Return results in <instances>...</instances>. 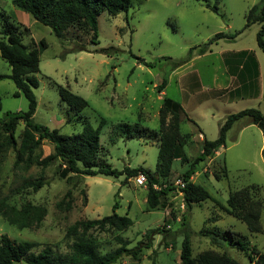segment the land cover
Wrapping results in <instances>:
<instances>
[{"label":"rangeland","instance_id":"1","mask_svg":"<svg viewBox=\"0 0 264 264\" xmlns=\"http://www.w3.org/2000/svg\"><path fill=\"white\" fill-rule=\"evenodd\" d=\"M13 1L0 0V29L8 20L18 26L27 48L37 47L40 40L47 45L40 51L39 71L34 75L38 87L32 89L36 99L32 123L56 129L62 135L80 133L83 122L99 127V166L117 171L142 167L154 172L159 141L158 111L164 98L179 104L183 111L179 132L188 134L189 140L179 147V156L188 162L200 154L204 139L217 138L226 116L244 109L262 110L261 97L257 99L256 95L222 103L220 98L210 99L207 92L226 88L231 77L237 78L244 63L241 52H247L256 62L258 77L253 89L259 92L261 86L264 90V53L255 39L260 25L255 23L243 29L249 9L261 0H132L126 12L112 17L103 11L97 17L96 45L90 43L91 34L79 24L70 27L60 39L56 38L49 27L33 20L15 7ZM213 6L217 12L210 10ZM217 33L235 37L219 40L206 54H194L187 60L191 48L206 43ZM107 48L116 52L109 55L99 52ZM136 58L152 66L146 67ZM181 60L187 61L174 69ZM9 73V66L0 58V75ZM163 80L161 95L157 86ZM197 80L200 88L193 85ZM57 85L87 102L80 117L60 101ZM16 92L11 80H0V119L7 113L27 110V100L20 92L16 96ZM169 119L167 115L166 121ZM101 120L104 124L100 126ZM120 124L145 128L147 133L130 139L120 131ZM23 128L24 124L19 122L13 131L17 149ZM5 140L6 134L0 129V236L6 235L15 243L38 244L31 251L33 254L45 246L59 253L67 252L71 243L65 237L67 229L80 221L110 215L115 204L116 214L128 217L132 225L122 232L105 228L90 230L88 234L96 239L100 254L117 249L118 237L127 248L141 242V251L137 258L122 256L114 264H180V247L187 232H190L192 257L214 251L226 253L239 264H253L236 246L211 244L208 238L198 235L204 229L219 234L239 233L249 240L248 254L252 248L264 252L263 138L261 131L245 117L228 130L223 147L198 163L190 181L204 188L211 200L193 204L188 211L182 193L174 185L176 180H181L184 170L180 158L174 160L168 178L160 185L155 184L158 189L169 190L157 208L149 210L147 181L140 184L138 176L127 180L124 176H78L67 183L57 175L59 161L43 170L35 165L28 169L22 164L15 166L16 150L6 146ZM52 152V145L43 140L35 155L42 159ZM225 168L227 177L223 178ZM40 176L44 185L37 192L23 188L25 182H34ZM242 188L248 189L252 199L261 204L258 233H249L242 222L220 209V205H226L229 193ZM67 190L71 192L69 210L64 200ZM8 208L29 210L28 216L19 220L27 224L25 228L20 230L8 224L1 213ZM145 244L149 247H144Z\"/></svg>","mask_w":264,"mask_h":264},{"label":"trees","instance_id":"2","mask_svg":"<svg viewBox=\"0 0 264 264\" xmlns=\"http://www.w3.org/2000/svg\"><path fill=\"white\" fill-rule=\"evenodd\" d=\"M132 0H14L13 5L22 12L29 14L36 22L49 27L56 38L60 39L64 32L75 24H79L86 32L91 34V44H98L97 41V17L106 11L109 16H116L120 12H126ZM210 10L217 12L215 6ZM258 23L260 28L256 33V45L259 50L264 53V0L259 5L249 9L245 16V25L243 29L252 24ZM235 35H227L224 33L215 34L206 43L193 47L188 52L187 60L192 55L202 56L210 51V46L219 40H231ZM47 47L44 40L38 42L37 47L29 49L22 42V34L16 24L6 20L0 29V58L9 66L10 73L8 75H0V80L9 79L13 82L18 92H20L27 100V110L25 112L7 113L0 119V129L5 132L6 146L16 150L15 166L22 164L25 169L35 165L42 170L59 161L56 172L59 179H64L70 183L74 177L97 175L105 177L124 176L125 180L144 175L147 181L146 190V206L149 210H154L160 203V199L166 195L168 188L156 190L153 185L164 182L172 169L173 162L176 158H180V162L184 165L181 174V180L185 183L184 188L180 190L186 210H190L193 204H197L206 200H211L209 193L199 185H195L190 181L191 176L195 173L199 162L211 156L217 149L225 144L226 133L232 125L241 118H247L249 124L257 127L262 133L261 156L264 161V90L261 95L262 110L244 109L237 113L228 115L220 124L218 136L213 141L204 139L200 154L194 161L188 162L184 156H179V147L189 140V135H182L179 132L180 121L184 118L183 111L179 104L170 99L164 98L159 108V141L158 153L155 170L153 173L142 167L129 168L125 167L121 171L111 169L106 166L97 165L100 145L99 135L100 128H93L90 124L83 122L80 133L72 135H62L56 129L32 123L31 118L35 113L36 99L32 89L38 87V81L34 75L39 71V55L42 49ZM82 51L83 48H77ZM99 52L109 55V52H116L112 48L101 49ZM242 62L240 73L237 76L238 87L228 93L229 98H245L250 95H256L258 92L248 91L255 86L254 81L258 77V69L254 59L247 54L241 52ZM138 62L146 67L152 65L146 63L140 58H136ZM187 60H181L174 65V69L184 65ZM264 82V69L262 73ZM163 80L157 86V91L161 92L164 87ZM60 101L67 105L78 116L87 107V102L81 97L74 95L67 88L56 86ZM1 111V101H0ZM167 115L170 119L166 121ZM80 117V116H79ZM24 124L23 132L20 137L18 149L13 138V131L17 124ZM66 122H70L67 119ZM104 121H100V126ZM137 127V126H135ZM133 128L128 124H120L118 128L127 138H134L137 135L147 133L145 128ZM45 140L53 147V152L40 159L36 157L35 152ZM185 141V142H184ZM72 174V176H69ZM218 176L215 179L218 180ZM226 168L223 170V178H226ZM44 185L43 177L40 176L34 182H25L23 188L32 189L37 192ZM75 185V184H73ZM65 208L69 210L71 207V192L67 190L64 196ZM83 202L86 203L85 197ZM117 204L112 208V213L96 220L80 221L70 226L65 237L71 241L68 251L59 253L50 246H45L37 254L31 251L38 246L33 242L15 243L6 235L0 236V264H17L23 261L25 264H114L122 256H130L137 258L141 251V242L134 248H127L126 243L118 237L116 240L120 246L104 254L98 251L96 239L89 235L90 230L103 231L105 228H111L117 232L127 230L132 221L126 216H119L115 210ZM220 209L227 215L242 222L249 233H258L260 229L261 204L252 199V194L246 188L231 192L228 194L226 205H220ZM32 210H34L32 208ZM41 211V210H34ZM2 216L12 226L23 229L27 224L19 222L21 218L28 216V209L16 211L8 208L7 211H1ZM185 220V217L183 218ZM18 221V222H17ZM184 225H186L184 223ZM154 231L150 232L153 233ZM157 233V232H156ZM190 232L184 234L180 252V264H239L226 253H217L214 251H205L196 257L191 256V247L189 241ZM198 235L209 239L211 244L219 243L225 245H234L238 250L248 255L253 264H264V252L258 253L254 248L249 254L255 256L253 259L249 254V240L236 232H228L227 234H219L212 230H200ZM146 248L149 247L145 244Z\"/></svg>","mask_w":264,"mask_h":264},{"label":"crops","instance_id":"3","mask_svg":"<svg viewBox=\"0 0 264 264\" xmlns=\"http://www.w3.org/2000/svg\"><path fill=\"white\" fill-rule=\"evenodd\" d=\"M229 86L228 87H226V88H219V89H217V90H215V89H212V90H208L207 92H208V94L209 95H211V97H210V99H214V98H220V99H222V103H229V102H232V100L233 99H231V98H229V96H228V93L230 92V91H232L233 89H235V88H237L238 87V82H237V79H235V78H233V77H231L230 78V82H229ZM164 85H165V83H164ZM193 85L194 86H198L199 88H200V86H199V81L197 80L196 82H193ZM164 88V87H163ZM254 89H253V87H252V89L250 90V91H248V92H250L251 94H252V91H253ZM223 92H224V94H223ZM161 95H163V89H162V91L161 92H159ZM221 93V94H220ZM262 93H263V90H261V86H259V92H258V94H257V99L258 98H260L261 97V95H262ZM204 94H206V93H204ZM245 98H247V97H245ZM219 99V100H220ZM233 126V125H232ZM200 135L201 136H203L201 133H200ZM205 138V137H204ZM202 139V138H201ZM262 147V146H261Z\"/></svg>","mask_w":264,"mask_h":264},{"label":"built area","instance_id":"4","mask_svg":"<svg viewBox=\"0 0 264 264\" xmlns=\"http://www.w3.org/2000/svg\"><path fill=\"white\" fill-rule=\"evenodd\" d=\"M137 181L140 184H143L144 182H146V179H145L144 175L140 174V175H138ZM174 185H175V187L178 188V192L181 194L180 190L184 188L185 183L182 180H176L174 182ZM153 188L156 190H159L156 185H153Z\"/></svg>","mask_w":264,"mask_h":264}]
</instances>
